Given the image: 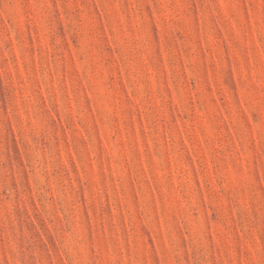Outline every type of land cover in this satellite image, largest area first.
I'll list each match as a JSON object with an SVG mask.
<instances>
[{"label":"rangeland","instance_id":"374dc122","mask_svg":"<svg viewBox=\"0 0 264 264\" xmlns=\"http://www.w3.org/2000/svg\"><path fill=\"white\" fill-rule=\"evenodd\" d=\"M0 264H264V0H0Z\"/></svg>","mask_w":264,"mask_h":264}]
</instances>
